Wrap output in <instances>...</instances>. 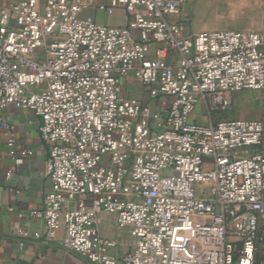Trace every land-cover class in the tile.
<instances>
[{
    "label": "built area",
    "instance_id": "1",
    "mask_svg": "<svg viewBox=\"0 0 264 264\" xmlns=\"http://www.w3.org/2000/svg\"><path fill=\"white\" fill-rule=\"evenodd\" d=\"M0 2V125L19 166L33 152L16 150L4 111L39 120L50 190L29 217L47 238L62 229L59 246L89 264H264L263 122L190 119L200 103L208 115L230 111L245 91L264 111V16L259 32L190 35L182 0L98 6L122 8L123 27L81 18L94 0ZM130 74L167 108L124 97ZM100 213L129 231L121 261L108 254L117 242L100 235Z\"/></svg>",
    "mask_w": 264,
    "mask_h": 264
},
{
    "label": "crops",
    "instance_id": "2",
    "mask_svg": "<svg viewBox=\"0 0 264 264\" xmlns=\"http://www.w3.org/2000/svg\"><path fill=\"white\" fill-rule=\"evenodd\" d=\"M105 2L106 0H94V5L84 10L80 16L84 13L93 15V18L90 16L85 18L90 17L95 23L103 26H125L127 16L122 8L116 9L112 15H107L98 9V6ZM186 32L193 35L197 30L188 26ZM122 94L126 98L144 101L152 112H162L168 106L167 98L152 99L149 90L137 82L131 74L123 82ZM260 110L259 94L243 92L234 97L230 111L208 115L200 103L190 119L200 125L221 120L245 118L260 120ZM3 117L8 125L15 127L16 150L32 151L33 156L16 166L14 160L9 157L6 146L9 134L0 125V264H89L80 256L66 252L59 246L64 236L62 229H57L53 238H47L44 224L29 217L30 212L41 209L43 195L50 190V182L45 174L48 150L39 138L38 118L12 106L6 108ZM9 173L11 177L7 179L6 175ZM9 208H13V211L9 212ZM98 230L102 237L117 242L115 248L108 250L111 257L121 261L129 254L132 248L129 231L118 229L113 217L103 213L98 214ZM18 231L31 235L39 233L40 237L22 240ZM21 242L23 247L19 248Z\"/></svg>",
    "mask_w": 264,
    "mask_h": 264
},
{
    "label": "rangeland",
    "instance_id": "3",
    "mask_svg": "<svg viewBox=\"0 0 264 264\" xmlns=\"http://www.w3.org/2000/svg\"><path fill=\"white\" fill-rule=\"evenodd\" d=\"M182 1L186 6L189 16L188 26L195 31L197 30L196 33L217 30L259 32L262 29L264 0ZM86 16L93 18V15H85V13L80 17L85 18ZM106 18H108V16H106ZM259 115L264 126V111L260 110ZM260 149L264 151V138ZM252 152L253 151H248L247 154Z\"/></svg>",
    "mask_w": 264,
    "mask_h": 264
}]
</instances>
